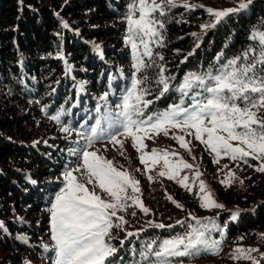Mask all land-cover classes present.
<instances>
[{"label": "trees", "instance_id": "trees-1", "mask_svg": "<svg viewBox=\"0 0 264 264\" xmlns=\"http://www.w3.org/2000/svg\"><path fill=\"white\" fill-rule=\"evenodd\" d=\"M129 3L130 0H23L20 4L19 0H0V264H40L39 260L52 264L54 253L43 248L53 245L50 213L46 214L44 232L39 226L16 219V215L22 208L31 213L48 211L62 187L63 172L72 162H78L71 154L72 149L84 145L77 131L90 129L96 119L105 115L107 107L117 112L116 106L134 72L131 47L126 43ZM187 3L198 7L185 8L183 0H178L174 7L164 6V15L154 14L164 24L160 30L163 47L155 40L150 43L153 57L144 60L152 66L137 74L148 77L144 87L151 94L146 99L153 103L145 110L146 115L177 103V86L188 74L216 72L220 65L245 52L249 60L258 58L264 48L258 38L264 33V0H253L248 8L228 14L219 23L207 11L214 9L209 0ZM102 21L113 22L114 27H94ZM209 23L216 26L202 27ZM197 33H202L199 40L193 37ZM66 63L71 71L66 70ZM160 65L164 75L172 78L169 83L175 91L155 99L160 87L156 84ZM60 109L66 112L63 124L73 129L70 134L49 118ZM33 118L45 122V128L28 129ZM102 126H106L103 120ZM200 152L205 170L214 177L213 157L205 149ZM248 160V164L236 162L253 168L262 163ZM156 189L157 194L146 190L145 197L159 221L174 223L180 217L167 196L196 214H206L198 198L176 182L166 180ZM250 189V193H243L235 186L217 185L223 204L234 210L200 219L218 225L210 232V239L220 241L219 251L210 252L207 258L210 263L242 264L224 255L223 250L237 237L252 243L264 232V184H254ZM125 219L133 226L140 225L138 215ZM195 223L187 220L186 229L187 224ZM177 226L165 230L166 236L178 235L181 230ZM114 234L120 236V229H114ZM21 238H27V243ZM260 264H264V256Z\"/></svg>", "mask_w": 264, "mask_h": 264}, {"label": "snow or ice", "instance_id": "snow-or-ice-1", "mask_svg": "<svg viewBox=\"0 0 264 264\" xmlns=\"http://www.w3.org/2000/svg\"><path fill=\"white\" fill-rule=\"evenodd\" d=\"M177 2L178 0H130L127 5L126 43L131 47L134 69L130 87L126 88L121 102L116 106L119 111L115 118L106 112L95 120L90 129L77 131V135L86 141L84 145L71 150L79 163L63 172L62 187L55 194L48 209L50 239L54 243L51 247L44 245L43 248L45 252L54 253L52 264H110L109 258L117 252L111 243L114 238L113 229H122L128 223L122 213L129 209H139L145 215L150 212L141 199L140 181L126 169L116 167L112 160L98 155L97 151L89 150L97 140L106 137L123 148V141L118 137H130L133 147L140 153V163L145 165V174L156 171L155 176L147 175L150 182L166 177L189 192L201 173L195 171L192 183H189V176L181 174L185 169L190 170L194 166L182 158L170 159L171 156H178V153L157 149H152L151 153L144 151L147 148L145 138L152 139L153 135L160 133L168 136L170 129H177L184 135L173 134L172 138L189 152L191 142L185 140L186 135L193 136L205 146L206 151L213 154V163L218 164L221 158L226 157L231 161L248 164V158H251L262 162L256 170L264 172V67H259L264 66V48L258 58L249 60V53L245 52L242 57L236 56L220 65L216 72L188 74L177 86L180 94L177 103L166 110L146 115L145 110L153 103V100L146 99L151 94L144 87L148 83V77L137 74L152 66L144 60V57L150 60L153 57L150 43L155 40L163 47L160 30L164 28V24L154 14L164 15V6L174 7ZM252 2L253 0H247L245 3L242 0L238 8L219 11L208 8L207 11L219 23L228 14L248 8ZM19 3L23 4V0H19ZM183 6L198 7L189 5L187 0H183ZM62 23L64 28H68L66 22ZM215 26V23L202 25L205 29ZM258 38L264 46V33L258 34ZM159 59L163 60V56H159ZM242 59L248 62L241 63ZM66 70L71 71L67 63ZM164 71V67L160 65L156 80L160 87L155 99H160L170 91L169 81L172 78L166 77ZM106 97L107 93L104 98ZM65 114L64 109L52 115L45 111V115H49L52 121L61 124V131L70 134L73 129L62 122ZM102 120L106 122V126H102ZM161 161L163 166L157 171L156 165ZM224 168H228V165H224ZM236 179L238 178L235 173L229 170L221 183L230 186ZM198 188L197 196L201 208L224 207L213 198L203 180H199ZM167 199L177 208H182L171 196H167ZM130 215L135 217L137 212L133 210ZM237 215L238 212L234 213L232 218L235 219ZM189 217L196 221L195 225L187 224V229L181 235L164 238L159 242L153 239L146 243L139 252L140 260L135 264H174L173 258L196 257L202 252L216 254L220 241L210 239V232L218 225L212 220L204 223L191 213ZM147 223L153 228L166 227L163 223ZM176 223L184 225L187 221L178 220ZM2 227L0 224V228ZM167 227L171 228L172 225ZM137 234L128 232L127 236ZM21 239L27 243V238ZM256 251L237 248L232 258L247 259L252 264H259V260L251 255ZM25 264L30 262L25 261ZM176 264H183V261H177Z\"/></svg>", "mask_w": 264, "mask_h": 264}, {"label": "rangeland", "instance_id": "rangeland-1", "mask_svg": "<svg viewBox=\"0 0 264 264\" xmlns=\"http://www.w3.org/2000/svg\"><path fill=\"white\" fill-rule=\"evenodd\" d=\"M157 2H159V0H157ZM241 2L242 0H209V5L212 6V8H214L213 10L219 11V10H222L224 6L226 5L228 6L229 4L230 5L227 7L228 9L238 8L239 3ZM243 2L247 3V0H243ZM94 27H98V28L111 27L112 28L114 27V25H113V22L102 21V22L96 23ZM200 35H202V33L201 34L197 33L193 35V37L195 38L197 37L196 39L199 40ZM114 43L115 45H119L117 41H114ZM129 87H130V84H129ZM103 110L104 108H102L101 113L103 112ZM108 110H109V107L106 108L105 113L111 112L112 114H115V115L119 111V109L117 110V112L114 110H111V111H108ZM39 127L45 128V122H40L39 119H34V118L32 119L31 124L28 125V129H33V130L35 129L37 130ZM173 134L184 135L183 132L177 129H170L168 136H165L163 135V133H160L159 135H153L152 139L145 138L144 143L147 145V148L144 151L151 153L152 149H157V150H166L169 153H178V156H171L170 159L179 160L182 158L187 163L192 164L194 166L193 169H190V170L185 169L181 175L187 174L189 176L188 182L192 183L194 172L198 170L201 173V176L199 177L198 180H196V184L193 186V189L191 191V193H193L196 196V198H198V201H199V197L197 196V192L199 191L198 184H199V180H203L205 184L207 185V188L211 191L213 198L218 203L224 205L223 201L218 195L217 185L219 184L225 185L221 183V181L225 179L229 170L235 173V176L238 178L234 180L230 186H235L237 189H239L243 193L245 192L250 193L251 192L250 188L254 184H264V172L257 171L256 167L253 168V167L244 165L242 163H237L236 161H231L230 159L226 157L221 158L218 164L213 163L216 169V173L214 177L211 178L208 172L205 170L204 164L202 163V160H201L200 151H202V149H205V146L201 144L199 141H196L193 136L186 135L185 140L191 142L189 145V147L191 148V152H189L188 150L181 148L179 146V143L172 138ZM118 139L123 141V148H121L120 145L113 144L105 137L101 140H97L93 144L92 148L89 150L97 151L98 155H102L105 158L112 160L116 167L121 168L122 170L126 169L131 175H133L136 179H138L140 181V188L142 191L141 199L143 200L144 205L150 209L148 201H146L145 191L152 190L154 193L157 194L158 190L156 189V187L158 185L164 186L166 180L168 179L166 177H163V178H159L155 181L150 182L147 179V175L150 174V175L155 176L156 171H151L145 174V171H144L145 165L140 163V160H139L140 153H138L136 149L133 147L132 139L130 137L125 138L123 136L118 137ZM83 142L84 144L86 143L85 140ZM79 144H81V141L79 142ZM121 153H123V155ZM208 153L210 156L213 157V154H210V151H208ZM193 157H195V159H193ZM78 163L79 161L77 163L72 162L69 168L75 167ZM149 164H151V161H149ZM224 165H228V168H224ZM259 165L260 163H257V167ZM162 166H163V162L161 161L159 165H156V170L158 171ZM221 169L223 170L221 171ZM76 175L80 176L79 173H76ZM240 181H243V183H241ZM202 209L206 212V214L204 215L196 214L192 210H188L186 209V207L182 205V208L176 209V212L179 214L180 217L179 218L177 217L176 219V217L174 216L173 218L176 219L174 223L173 222L166 223V222L159 221V219L153 215V210L151 209L148 215L143 214L142 212H140L139 209H129L127 212L122 213L126 218V216L127 217L130 216L131 211L135 210L137 212V215L140 216V221H139L140 225L133 226L130 223L124 224L123 228L120 229V233H121L120 236L114 234V229H113L114 238L111 240V243L117 249V252L112 257L109 258L110 264H135L136 261L140 260L139 252L143 249L146 243L151 242L153 239H156L157 242H159L161 239L169 238L166 236L167 232L165 230L172 229L174 225H177L176 222L178 220L180 221L192 220L189 217V213H191L192 216L198 219H201V218H207V216H210L211 214H220V213H224L227 211H233L234 207H228L224 205V207L220 209H217V208H202ZM46 214H49V211H40L38 213H31V210L22 208L21 213L16 215V219L22 220L27 223H32L35 226H39L40 229H42V232H44L47 229V225L45 224ZM148 221H152L153 223H163L164 225H166V227L162 229L153 228L149 226V224L147 223ZM171 224H172L171 228L167 227V225H171ZM177 227L178 229L181 230V231H178V235L183 234L186 230L185 224L184 225L178 224ZM141 229H143V231H140ZM147 231L148 232L152 231V233L147 234L148 233ZM128 232H133V233H138V234L129 237L127 236ZM239 238L240 237L233 239V241L230 242L226 246V249H224L222 253H224V255L226 256L230 255V257L231 256L233 257V253L237 248H242L246 250L256 249L257 251L252 252L251 255L256 257V259L259 260V264H260V261L262 257L264 256L262 255L264 254V248H263L264 232H260L259 235L257 236V240L252 243H245L243 242L242 239H239ZM121 241H123V244H121ZM210 254H211L210 252H202L199 256H196V257L173 258V262L174 264H176L177 261H183V264H212L210 263V260L207 259L209 258L208 256H210ZM238 260L242 261V264H252V262L247 259H238ZM231 261H233L232 258H231ZM39 262L40 264H47L45 260H39Z\"/></svg>", "mask_w": 264, "mask_h": 264}]
</instances>
